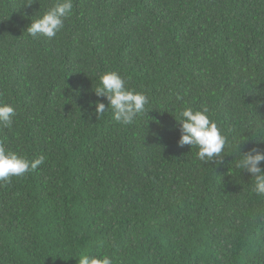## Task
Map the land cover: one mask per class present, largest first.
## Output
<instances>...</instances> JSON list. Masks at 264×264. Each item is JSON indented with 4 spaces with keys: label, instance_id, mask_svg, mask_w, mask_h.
<instances>
[{
    "label": "trees",
    "instance_id": "16d2710c",
    "mask_svg": "<svg viewBox=\"0 0 264 264\" xmlns=\"http://www.w3.org/2000/svg\"><path fill=\"white\" fill-rule=\"evenodd\" d=\"M55 2L0 0V102L17 113L0 145L45 157L0 182V264H264V195L235 167L264 151V0H73L55 37L30 35ZM107 71L148 97L130 125L94 92ZM186 107H207L218 157L178 144Z\"/></svg>",
    "mask_w": 264,
    "mask_h": 264
},
{
    "label": "clouds",
    "instance_id": "9594fccd",
    "mask_svg": "<svg viewBox=\"0 0 264 264\" xmlns=\"http://www.w3.org/2000/svg\"><path fill=\"white\" fill-rule=\"evenodd\" d=\"M72 9L73 0H57L42 16L31 21L26 30L32 36L40 34L51 39L64 27V19L71 14ZM94 92L97 96L107 98L113 118L122 125L132 124L134 119L145 111V105L148 103V97L143 92L126 87L125 78L116 71L102 73ZM105 110L106 106L103 102H95L98 116ZM16 115V109L11 104L0 102V125L11 127ZM176 120L181 133L178 144L197 146V156L201 161L208 162L218 157L225 149L227 139L217 123L210 119L207 107L198 110L186 107ZM44 160L43 155L30 160L0 145V182H9L13 176H22L35 171ZM262 162H264V151L253 148L242 153V158L235 163L237 169L246 170L252 175L253 191L259 195H264ZM78 264H113V260L107 254L96 256L83 253L79 257Z\"/></svg>",
    "mask_w": 264,
    "mask_h": 264
}]
</instances>
